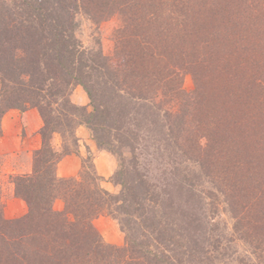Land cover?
<instances>
[{"label": "trees", "instance_id": "1", "mask_svg": "<svg viewBox=\"0 0 264 264\" xmlns=\"http://www.w3.org/2000/svg\"><path fill=\"white\" fill-rule=\"evenodd\" d=\"M233 1L241 0H2L0 121L9 109L36 108L43 144L31 172L11 178L26 213L6 218L0 199V264H264L262 92L247 101L243 91L257 86L243 81L252 67L242 75L238 45L191 40L201 28L192 21L198 13L211 4L229 13ZM115 13L129 16V50L118 44L129 60L116 64L100 49H81L75 37L77 15L101 22ZM185 70L194 78L188 93L179 85ZM74 85L91 111L71 103ZM51 112L60 115L50 120ZM79 125L119 157L118 193L87 166L84 174L57 176ZM52 134L62 150L49 142ZM220 203L232 223L229 239L214 217L200 229V208L216 213ZM102 214L125 233L123 252L93 226ZM231 236L246 245L243 255L226 246Z\"/></svg>", "mask_w": 264, "mask_h": 264}, {"label": "rangeland", "instance_id": "2", "mask_svg": "<svg viewBox=\"0 0 264 264\" xmlns=\"http://www.w3.org/2000/svg\"><path fill=\"white\" fill-rule=\"evenodd\" d=\"M215 1L216 0H211V3H214ZM258 2L259 0H256V2L253 1L250 5L249 0L233 1L229 13H220L219 9L221 7H219V5L217 6L211 4L209 7L210 11L206 10L200 12L196 15L195 19L192 20L195 27L201 26V28L193 29L194 31H192L193 34L191 40L196 42L207 41L209 44L238 45V50H240L241 53L240 57L243 55L242 59H244L245 63L242 64V75L252 72L251 74L244 75L242 77L244 79L243 81L253 80L257 86V89H254V91L245 90L243 92L245 93L248 102H252V100L249 99L251 97L255 98V93L262 92L260 96L263 103L260 107L263 108L264 88H259L258 86H260L261 81H264V0H261L259 3ZM1 4L2 0H0V6ZM76 19L78 21V27L75 30V37L77 38L81 49H100L104 55H107L112 59L114 64L119 63V61L126 62L129 60V51H120V47L118 46L120 40V43L122 41V43L125 44L123 49L129 50L128 14L121 15L120 13H115L114 15L101 20V22L93 21L85 15H77ZM121 31L123 34L122 38ZM251 67L252 69L249 72ZM124 82V85H121V87L129 86V77L126 78ZM179 85L184 92L188 93L192 91L194 89V78L192 72L187 70L183 71L181 78L179 79ZM207 96L210 97L209 94ZM70 101L75 105L83 106L86 111H91L87 94L80 85H74L72 87ZM55 107L57 106L55 105ZM257 111L264 113V110L259 109V107ZM59 112H51L49 114L50 120H54L57 115H60ZM40 119V128L38 132L33 135L36 137H29L30 140L35 141L34 145L25 147L23 145V141L27 137L25 130L17 129L18 131L16 130V135L19 140H13L11 139L13 136H10V134H6L5 137L0 121V199L3 201V214L8 219L20 217L27 211L26 202L14 193L11 178L14 175L29 174L31 172L34 152L43 144L40 135V129L43 125L41 116ZM81 126L82 127H80V129L84 127L89 137L93 139L91 130L84 125ZM139 132L141 135V131ZM49 142L62 150L61 138L58 134H52ZM260 142L263 143L264 140H261ZM66 143L69 145V148L72 147L70 140H67ZM105 151L107 153L103 152V154H106L107 158L103 160L107 163V159H113L116 162L115 172L119 165V157L107 150ZM122 154L126 156L125 158H129V151L124 150ZM93 156V153L90 152L81 158L80 167L77 171L78 173L82 171L84 174L85 169L83 166H87L89 174L93 171L95 175H98L93 163ZM187 166L190 167L191 163H187ZM114 172H112L107 179H104L99 175L98 177H100L99 183L100 185L102 183V187L104 189L110 193L116 194L120 191L121 187L120 185L114 184L112 181ZM203 186L207 188L209 187L206 183H204ZM222 206V203L218 204L219 211L216 213L209 210L208 205H203L200 208L199 213L203 221L200 229H203L208 217H214L215 220H219L218 230L222 231L225 238L229 239L226 232H230L229 230L231 229L232 223L230 221H226L228 219L227 217H229L227 213H221L220 208ZM53 207L57 210L62 209V200L58 198L55 199ZM222 219L225 220L226 227L223 226L224 220ZM207 224L209 225L210 223ZM93 226L99 233L104 244L119 249L125 247V233L121 230V226L116 219H113L109 215L102 214L93 219ZM224 227L225 229L222 230ZM231 238L232 240H230V245H226V241L224 244L230 247V250L234 251L235 255H243L245 253L246 245L241 241V239L236 240L232 236ZM262 238L264 239V235ZM109 250V252H113L115 249ZM123 251L124 249L120 252ZM210 255H215L214 251H212ZM232 264H236V262H233Z\"/></svg>", "mask_w": 264, "mask_h": 264}, {"label": "crops", "instance_id": "3", "mask_svg": "<svg viewBox=\"0 0 264 264\" xmlns=\"http://www.w3.org/2000/svg\"><path fill=\"white\" fill-rule=\"evenodd\" d=\"M40 123V116L37 110L34 108H29L22 112L15 109H11L6 112L1 119V126L5 137L6 134H10V136H13L11 139L19 140L16 135V130H25L27 137L23 141L24 147L34 145L35 141L30 140L29 137H32L38 132L40 128ZM80 127L82 126H78L75 131V135L77 138L76 149L73 152L66 154L59 160L56 166L57 176L70 177L76 175L80 167L81 158L91 152L94 155L93 163L97 174L100 177L107 179L108 176L111 175L112 172H114L116 162L113 159H107V163H105L103 159L107 157L106 154H103V152L106 151L103 149H99L95 141L89 137L85 128L83 127L80 129Z\"/></svg>", "mask_w": 264, "mask_h": 264}]
</instances>
